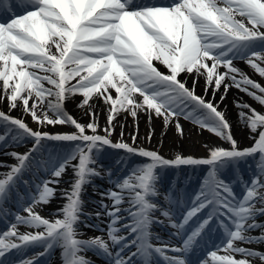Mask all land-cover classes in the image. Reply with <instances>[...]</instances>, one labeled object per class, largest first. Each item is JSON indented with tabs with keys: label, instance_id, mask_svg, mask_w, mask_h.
I'll use <instances>...</instances> for the list:
<instances>
[{
	"label": "bare ground",
	"instance_id": "obj_1",
	"mask_svg": "<svg viewBox=\"0 0 264 264\" xmlns=\"http://www.w3.org/2000/svg\"><path fill=\"white\" fill-rule=\"evenodd\" d=\"M42 2L40 9L14 16L6 23L0 21V116L4 117L0 138L11 131L6 143L0 146V180L33 154L67 155L85 135L102 142L104 150L99 156L113 148L123 149L122 156L129 159L134 157L133 150L150 153L162 162L145 168L132 165V187L115 177L101 178L103 188L113 184L114 189L108 192L87 182L96 174L95 155L90 149L80 151L72 161L67 159L56 170L50 167L46 194L23 210L0 236V250L34 241L45 228L52 230V226L58 225L63 235L49 264H72V258H60L68 237L89 239V245L102 243L113 254L110 245L115 243L116 235L109 236L106 230H121L126 222L121 218L124 210L133 208L139 212L141 206L148 213L145 219L155 225L167 217L173 197L163 179L166 181L169 172L165 169L170 165L193 160L200 165L208 163L212 168V174L205 167L200 168L193 175L194 181L183 184L187 192L181 195L177 213L185 208L189 215L195 211L196 203L201 206L207 202L211 186L216 189L222 185L225 172L242 174L241 167H233L229 173L225 166H220L222 158L236 150H253V156L245 155L244 162H259L260 166L254 174L249 171V178L253 174L247 186L249 193L240 198L236 210L239 222L232 237L225 248L209 252L196 264H264V50L232 61L220 60L218 54H209L207 49H188L200 44L196 34L209 36L210 27L200 22L193 26V15L187 18L184 14L187 5L194 16L214 29L224 30L228 34L226 41L231 37L233 43L240 44L249 41L250 35L264 34V0H188L170 9L153 8L139 13L130 12L118 0ZM77 22L81 24L79 31L73 30ZM104 36H111V42L103 44ZM141 44L148 45L142 48ZM135 49L144 63L134 59ZM161 53L168 59V68L161 65ZM141 71L144 72L140 75ZM148 73L157 83L165 80L171 89V85L184 88L186 97L201 99L196 103L209 108L212 130L199 129L182 118L166 119L157 113L144 89L152 80L142 87L138 82ZM164 91L169 102L171 91L158 88L159 95ZM31 112L49 118L33 125ZM41 137L49 138L52 146L61 142V149L36 153ZM195 190L196 195H189ZM152 193L157 194L154 200ZM170 196L172 199L168 200ZM90 199L97 204H91ZM101 205L108 211L99 208ZM86 208H92L100 219L94 227L89 228L80 218ZM115 212L116 216L110 217ZM169 226L170 230L175 227L179 231L172 223ZM157 235L163 239L165 258L171 264H179L186 253L183 247L190 240L178 243L168 230ZM89 245L79 244L80 264L110 262L101 256L105 252L90 250ZM36 254L37 249L11 264H21ZM116 257L113 262L119 263L128 254ZM146 261L156 264L149 257Z\"/></svg>",
	"mask_w": 264,
	"mask_h": 264
},
{
	"label": "rangeland",
	"instance_id": "obj_2",
	"mask_svg": "<svg viewBox=\"0 0 264 264\" xmlns=\"http://www.w3.org/2000/svg\"><path fill=\"white\" fill-rule=\"evenodd\" d=\"M126 4H128V2H126ZM142 9L143 8L130 7L129 11L133 12V13H139ZM121 15H122V13H119V16H121ZM199 22H201V21H199ZM188 36H189V34H188ZM196 36H197L200 44H194L192 46H189L188 49L192 48V49L196 50L197 48H200L201 50L206 51V48H203V44H204L203 41L200 40V38L205 39V36H198L197 34H196ZM189 37L191 39V36H189ZM215 39H216V37H215ZM151 41H152V39L150 38V43H151ZM256 44L264 45V39H262V41L257 42ZM147 45L148 44H141V47L146 48ZM208 46H211V48L214 50L217 49L218 47H220L219 43H217L216 41H209ZM245 48H250V46H247ZM78 49H81V48H78ZM135 50H136V52L132 53L134 59H137L138 62H140V63H142V62L144 63L145 60H143L142 56L138 52L139 50L138 51H137V49H135ZM142 51L145 52L144 49H142ZM219 51H218V53H220V54H218V56L219 57L221 56V58H226L225 60H233L232 56L237 54L236 51H227V50H223V49H221ZM208 53L209 54L210 53L215 54L213 52H210L209 50H208ZM160 57H161V65H164L165 68H168L167 67V65H168L167 64V61H168L167 57L165 55H163V53H161ZM145 67L151 68L149 65H145ZM166 77H167V75H166ZM168 77L171 78V76H169V75H168ZM87 84L91 85V83L88 81H87ZM167 85L168 84H166V86ZM148 92L149 93H148L147 99L149 100L150 105L155 107L156 112L159 113L162 117H164L166 119L167 118H175V117L182 118L187 122H191V123L197 125L199 127V129L204 128L207 130H212L213 124L210 122L211 118L206 116L205 114H203V116H202L203 118H202L201 117L202 113L200 112L201 108L191 107V108H189V109L187 108V110H185V107H184L185 105L174 106L170 102V100L168 102L166 99H161V98H163V96L158 94V88L149 90ZM197 100L199 102H201V99H197ZM47 118H49V117H46L45 115L42 116L41 114H38L37 112H31V114H30L31 123L33 125L42 124L44 121L43 119H47ZM40 142L44 143L45 142L44 138H40ZM262 143H264V137H263ZM99 147H100V144L98 143V141L95 138L92 137V135H85L84 140L77 142V143H74V145L72 146V149L65 156L72 161L73 158H75L79 154V150L85 151L87 148H90V149L94 150L95 154H96ZM166 148L168 149V147H166ZM249 152H252V151L249 150ZM140 154L142 157L144 156V158L145 157L146 158L145 159H140V157L137 158L136 161L133 162V165L143 168V167H148V166H151L152 164H155V163L158 164L161 162L160 159L155 160L152 157V155H150V154L143 153V152H140ZM64 162H66V161L65 160L59 161L58 167L61 166ZM131 169H132V167H129L128 171H130V172L122 174L121 177L119 178V180L122 182H127V180L130 181L132 179L133 173H135ZM131 171H132V175H129V173H131ZM106 188L109 191L113 190V187L111 186V184L106 185ZM39 192L40 193L38 195L34 194V196L36 195L34 197L36 199V201L40 195L46 194L45 189L43 188V185H41ZM247 192L248 191H246V193ZM231 210L233 211L236 209L233 208ZM232 221H233L234 225L238 223L237 218L235 220H232ZM232 233H233V230L228 229V236H230V234H232Z\"/></svg>",
	"mask_w": 264,
	"mask_h": 264
},
{
	"label": "water",
	"instance_id": "obj_3",
	"mask_svg": "<svg viewBox=\"0 0 264 264\" xmlns=\"http://www.w3.org/2000/svg\"><path fill=\"white\" fill-rule=\"evenodd\" d=\"M200 108H201V110H200V112L201 113H203V114H206V116H209V114H208V112H209V108H207V107H201L200 106ZM212 121H213V119H212Z\"/></svg>",
	"mask_w": 264,
	"mask_h": 264
}]
</instances>
